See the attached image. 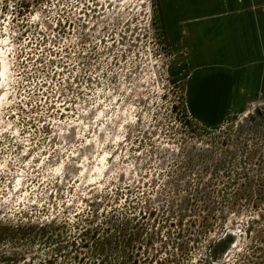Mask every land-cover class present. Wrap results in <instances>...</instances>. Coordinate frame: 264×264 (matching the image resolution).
<instances>
[{"label": "rangeland", "instance_id": "rangeland-1", "mask_svg": "<svg viewBox=\"0 0 264 264\" xmlns=\"http://www.w3.org/2000/svg\"><path fill=\"white\" fill-rule=\"evenodd\" d=\"M169 10L0 0V264H264V92Z\"/></svg>", "mask_w": 264, "mask_h": 264}, {"label": "crops", "instance_id": "crops-1", "mask_svg": "<svg viewBox=\"0 0 264 264\" xmlns=\"http://www.w3.org/2000/svg\"><path fill=\"white\" fill-rule=\"evenodd\" d=\"M160 5H168L175 11L169 10V17L178 26L176 43L181 42L183 34L180 26L187 23L193 46L191 49L194 54L200 53L203 56L199 57L201 63L210 62L212 66L209 76L220 75L218 63H215L220 60L223 66H230L224 68L225 76L242 78L243 88L247 86L244 77H251L252 91L264 92V0H160ZM157 6L159 8L158 4ZM219 13L220 19L217 18ZM167 27L166 24L163 27L160 24L163 31ZM217 42L220 45L212 47V43ZM210 51L214 56L208 58V61L205 58L211 57L208 55ZM234 66L236 68L233 70ZM199 73L202 72H195L194 77L205 75ZM192 83L198 82L194 80ZM194 88H191V102H194V108L199 109L198 106L203 107V104L201 99L193 100L194 93L203 92L200 91V86ZM216 118L211 117L213 120Z\"/></svg>", "mask_w": 264, "mask_h": 264}]
</instances>
